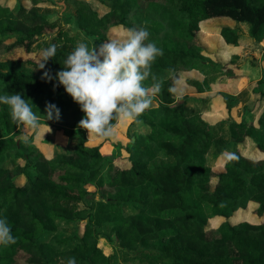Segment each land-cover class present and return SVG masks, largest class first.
<instances>
[{
    "label": "trees",
    "instance_id": "16d2710c",
    "mask_svg": "<svg viewBox=\"0 0 264 264\" xmlns=\"http://www.w3.org/2000/svg\"><path fill=\"white\" fill-rule=\"evenodd\" d=\"M68 1L75 8L74 33L48 18L41 5L47 0L13 8L0 0V95L21 93L42 116L40 123L62 129L71 140L53 142L48 156L32 136H21L9 107L0 104V219L6 218L17 241L0 245V264H67L72 257L76 264H264V157L248 156L243 147L252 140L264 151V110L257 123L222 119L212 124L200 106L188 104L195 97L185 95L177 103L183 72L200 70L202 79L185 80L205 91L240 67L236 55L223 63L206 53L202 22L230 17L247 23L250 37L262 41L264 0H103L109 7L104 14L89 0ZM139 13L149 21L150 40L163 50L152 64L162 90L154 98L158 106L139 117L143 131L127 143L130 165L121 167L99 145L87 144L86 130L78 126L84 113L56 73L64 70L63 61L78 42L98 48L114 28L142 27L134 19ZM240 30L219 27L228 46L239 45ZM51 44L57 52L44 69L37 68L40 57L26 59L35 71L21 65L19 49L30 53ZM206 62L214 64L204 70ZM46 71L52 79L42 78ZM152 83L149 78L144 85ZM254 91L264 97L263 89ZM222 96L229 111L239 102L236 95ZM46 103L60 109L59 120L43 118ZM227 150L238 159L226 160L225 171L217 173L207 155ZM250 203L261 220L233 223L237 210ZM213 217L225 220L211 227ZM100 237L117 242L114 253L104 252Z\"/></svg>",
    "mask_w": 264,
    "mask_h": 264
},
{
    "label": "clouds",
    "instance_id": "9594fccd",
    "mask_svg": "<svg viewBox=\"0 0 264 264\" xmlns=\"http://www.w3.org/2000/svg\"><path fill=\"white\" fill-rule=\"evenodd\" d=\"M57 52L55 44L42 49L38 62L44 69ZM163 50L150 40L149 31L144 28H129L122 37L110 38L97 48H90L85 42H78L74 50L64 59V70L56 73V79L67 94L76 102L84 117L79 127L88 135L110 138L114 135L113 121H131L140 124L139 117L153 104L162 90V83L152 72V64ZM42 78L52 79L46 71ZM151 78V87L144 82ZM175 92L174 87L169 88ZM0 104L7 105L10 115L18 126L37 129L41 115L37 116L32 106L21 93L0 95ZM44 119L59 120L60 109L46 103ZM227 161L237 160L234 153L224 152ZM17 243L6 218L0 219V245L8 247ZM67 264H76L74 257Z\"/></svg>",
    "mask_w": 264,
    "mask_h": 264
},
{
    "label": "rangeland",
    "instance_id": "374dc122",
    "mask_svg": "<svg viewBox=\"0 0 264 264\" xmlns=\"http://www.w3.org/2000/svg\"><path fill=\"white\" fill-rule=\"evenodd\" d=\"M92 3V6L94 9L99 11L101 14H104L108 10V5L104 3L103 0H89ZM1 2L9 5L10 7H16L18 3H23V4H28L30 5L31 2L30 0H1ZM43 10L47 13L48 18L51 21L54 20H59L60 23L62 22L65 27L69 30V32L74 33L77 31V26L75 24V17L74 16V10L75 8L72 6V4L68 0H47V2H44L41 4ZM71 14V15H70ZM69 15V16H68ZM229 19H232L228 17ZM134 19L139 22L142 27L149 29V21L148 19L143 15V14H135ZM217 21L219 22H212L210 23V26H207L206 22L203 23L204 29L208 32H210V36L206 35L207 40H204L202 37V40L205 41L206 46L214 51V53H210L206 51V53H209V55L213 60L215 61H220V59H231L234 55H236V60L237 63H242L244 64H250L251 67L254 69H262L264 71V43H260L258 41H252L249 43V46H246L245 49L246 51L243 52V55H237L236 54V48H227L224 45L223 38H221V34L219 33V27L222 25H225V23L220 22L221 17H216ZM234 20V19H233ZM127 29L123 28L122 26L114 28L110 36L111 38H117V37H122ZM52 37V36H51ZM50 40V38H46ZM14 38L8 37L7 41H13ZM248 42V41H244ZM214 48H216L214 50ZM215 51L217 53H215ZM40 52L41 50L39 47H35L32 52H27L23 49H19L17 52V55L19 58L22 59L21 65L25 67L26 70H32L35 71V68L32 66H29L26 63V59L28 58H39L40 57ZM228 60V61H229ZM214 63L213 62H206V65L202 66V69H207L206 67L212 66ZM184 74H182L183 76ZM252 76V87L253 89H256L258 87L259 91L264 90V86L261 84L258 86V80H260L264 76V72L260 75H257L255 77L254 74H251ZM186 78L185 76H183ZM232 77V76H230ZM249 79L250 77L247 76ZM220 79V78H219ZM217 79L215 82L211 83V88H220V90H230L232 87L230 86V80L232 81L233 78H221L223 79L221 82L220 80ZM246 79H243L242 82L244 83ZM255 81V82H253ZM229 82V83H228ZM235 86V89L238 87L240 88L243 86V84H233V87ZM238 88V89H239ZM208 90V88H206ZM188 92V91H187ZM188 94V93H187ZM184 97H180L177 99V103L183 102ZM196 100V99H195ZM208 103L206 104L204 101L198 102L201 103L200 107L202 110H205L209 106V100L207 101ZM158 101L153 100V104L151 107H156L158 106ZM256 106H260V108L255 111L254 113L260 112L262 113L264 110V97L261 96L259 92H255V96L252 99V101L249 102L248 108L246 107L244 110V107L238 106V103H236L232 109L229 111L227 110V106L225 101H216L212 106V111L206 113L210 115V120L211 121H220L222 119H235L236 121L238 120H247L252 123H257L258 118L253 119L254 113H249L251 112V109L253 110ZM226 106V107H225ZM238 106V107H237ZM150 107V108H151ZM252 107V108H251ZM251 108V109H250ZM250 111H249V110ZM262 109V110H260ZM234 111V113L232 112ZM204 114V116H206ZM260 117V115H259ZM217 122H214L215 124ZM142 122L140 124H136L131 121H116L115 125V132L114 135L110 138H99L95 135H88L87 131V139L86 142L89 145H99L101 147V151L107 155V156H112L115 158V163L121 167H125L130 165V162L128 160V153L126 151V146L127 143L137 137L140 133L143 131V127L141 126ZM65 125V124H64ZM51 124L48 123H40V126L37 129H30V128H25L23 126H20V129H22V137L26 138L27 136H32V141L38 145L40 141L46 142L44 152L51 156L54 150V145L52 144L53 141H56L62 145H68L71 143L70 136L67 135L62 129H53L51 127ZM54 132V133H53ZM53 136V138H51ZM51 139L53 141H51ZM47 140V141H45ZM64 142L66 144H64ZM39 146V145H38ZM40 147V146H39ZM244 152L246 155L254 157V158H259V157H264V151L258 149L256 147L255 142L252 140H248L247 142L244 143ZM42 149V148H41ZM226 152V151H225ZM227 152H229L227 150ZM223 153L217 154V152H211L207 155V162L208 165H210L214 171L217 173H222L225 171V163L226 159L223 156ZM104 172H107V167H105ZM215 179H213L214 181ZM91 190L94 189L93 186L89 187ZM88 205L89 202L85 201L81 204V209H82V217L85 218L87 213H88ZM210 205H207V210L210 211ZM262 217L258 216L255 213V206L253 203H250L247 207H242L237 210L235 215L231 218V221L233 223H239L240 221L243 220H250L253 222H258L261 220ZM264 218V217H263ZM225 219L222 217H213L209 220V226L211 227H216L218 226L221 222H223ZM61 229H74V226H67L65 227L64 225L61 226ZM116 244L117 242H110L106 240L103 237L99 238V245L102 247V249L106 253H114L116 250ZM121 264H133L132 261L130 262H122Z\"/></svg>",
    "mask_w": 264,
    "mask_h": 264
},
{
    "label": "crops",
    "instance_id": "0c3cea01",
    "mask_svg": "<svg viewBox=\"0 0 264 264\" xmlns=\"http://www.w3.org/2000/svg\"><path fill=\"white\" fill-rule=\"evenodd\" d=\"M220 20H221L220 22L225 23V25H230V26H234V27L238 26L241 29L240 32L242 33V36L240 38L238 46H228L226 44V42L224 41V39H223V41H224L225 47H227V48H236V50H237L236 54L240 55V56L243 55V52L246 51L245 47L249 46V43H251V40L252 41H256L254 38L250 37V35H249V25L247 23H244V22L237 23L235 20L229 19L228 17H222ZM204 22H206V23H204ZM204 22H202V31L200 32V37H201V39L203 37L204 40H207V42H208V39H207L206 35L210 36L211 33L204 29L205 27H203L204 26L203 23L206 24L207 26H210L211 25L210 23L219 22V21H217V19H215V18H211V19L205 20ZM221 38H223L222 35H221ZM244 41H248V42L244 43ZM202 42L205 45L206 51H208L210 53H214V51L212 49H210V48H208L206 46L207 43L205 41L202 40ZM258 42L264 43V40L258 41ZM215 49L216 48H214V50ZM215 53H217V52L215 51ZM207 54L211 55L209 53H207ZM228 60L229 59H224V60L220 59V61L223 62V63L229 62ZM239 65H240V67L236 70L234 76L230 77L228 75H221V76H219L220 79L218 78L220 80L219 82H221L223 80L221 78H227V77H229L230 79L233 78L232 81L230 80V82H231L230 86L232 87V89H230V90H220V88H218V87L214 88V86H213V88H210L208 90L199 91L196 87L189 86L186 83L185 77H183V76H185V74H186V77L193 76V77H197V78L202 79L204 77V74L200 70H192V71H188V72H183L182 74H184V75L181 77L180 81L177 84V89H178V93H179V97L178 98L183 97L185 95H189V96L195 97L194 99H196V100L190 101L188 104L189 105H197V106H201L200 105L201 103H198V102H201V101L202 102L204 101L207 104L208 100H206V99L209 98L210 99L209 100V106L203 111V116H204V114L206 115L207 111L208 112L212 111V107H213L212 105L216 101H221V100L224 101L223 96H222V93L224 92V93H229V94H233V95L238 96V98H239L238 106L244 107V110H245L246 107L247 108L249 107L247 105H249V102L252 101V99L255 96V91H254V89L252 87L253 83L251 81L252 80V77H251L252 75L251 74H254L255 77H257V75L262 74L264 71L262 69H254L253 67H251L250 64L249 65L248 64H244L243 65L242 63H239ZM247 76H249L250 79ZM243 79H246V81L244 83L242 82ZM253 82H255V81H253ZM233 84H235V85L243 84V86H241L240 88L238 87L239 89L237 88V89L233 90L235 88V86L233 87ZM253 108L254 109L253 110L251 109V112H249V113L253 114L255 111H257L260 108V106H256L255 105V107H253ZM260 110H262V109H260ZM232 112L234 113V111H232ZM210 115L211 114H208V116L206 115V116H204V118L207 119L212 124L214 122H218V121H211L210 120ZM259 115H261L260 112L254 113L253 119L259 118ZM238 121H241V120H238ZM51 138H53V136ZM45 141H47V140H45ZM51 141H53V140L51 139ZM53 142L57 143V144H60V143H58L56 141H53ZM64 144H66V143L64 142ZM38 145L44 151L46 142L40 141V143H38ZM106 254H109V253H106Z\"/></svg>",
    "mask_w": 264,
    "mask_h": 264
}]
</instances>
